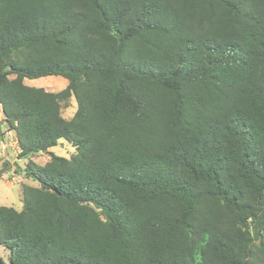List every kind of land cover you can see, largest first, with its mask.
<instances>
[{"label": "trees", "instance_id": "1", "mask_svg": "<svg viewBox=\"0 0 264 264\" xmlns=\"http://www.w3.org/2000/svg\"><path fill=\"white\" fill-rule=\"evenodd\" d=\"M0 105V264H264V0H0Z\"/></svg>", "mask_w": 264, "mask_h": 264}, {"label": "rangeland", "instance_id": "2", "mask_svg": "<svg viewBox=\"0 0 264 264\" xmlns=\"http://www.w3.org/2000/svg\"><path fill=\"white\" fill-rule=\"evenodd\" d=\"M26 82L34 86H43L49 90H60L66 87L68 80L61 75H49L45 77L27 79ZM77 108V101L72 98L69 105L63 107V114L70 117L74 114ZM2 135V132H0ZM52 150L59 155L70 157L74 152V148L65 140H59L57 146ZM20 152L10 148L3 150L0 148V170H3V175L0 176V204L21 207L22 206V185L23 183H32L38 185L37 180H33L25 172H16L17 163L25 165L27 159L20 158ZM48 159L47 153H38L33 157V160L39 164H43ZM0 256L4 261L8 262L9 251L4 247H0Z\"/></svg>", "mask_w": 264, "mask_h": 264}, {"label": "built area", "instance_id": "3", "mask_svg": "<svg viewBox=\"0 0 264 264\" xmlns=\"http://www.w3.org/2000/svg\"><path fill=\"white\" fill-rule=\"evenodd\" d=\"M0 148L3 150H9L10 148L21 151L19 139L17 137L15 129L9 124L6 115L3 111L2 105H0ZM1 134V133H0Z\"/></svg>", "mask_w": 264, "mask_h": 264}]
</instances>
